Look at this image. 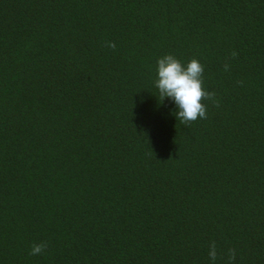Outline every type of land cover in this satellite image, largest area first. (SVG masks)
Segmentation results:
<instances>
[{
	"label": "trees",
	"instance_id": "1",
	"mask_svg": "<svg viewBox=\"0 0 264 264\" xmlns=\"http://www.w3.org/2000/svg\"><path fill=\"white\" fill-rule=\"evenodd\" d=\"M0 264H264V0H0Z\"/></svg>",
	"mask_w": 264,
	"mask_h": 264
}]
</instances>
